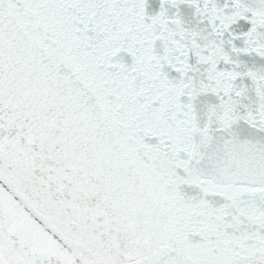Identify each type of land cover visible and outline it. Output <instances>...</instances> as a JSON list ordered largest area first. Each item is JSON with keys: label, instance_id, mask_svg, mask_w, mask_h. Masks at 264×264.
Listing matches in <instances>:
<instances>
[{"label": "snow or ice", "instance_id": "obj_1", "mask_svg": "<svg viewBox=\"0 0 264 264\" xmlns=\"http://www.w3.org/2000/svg\"><path fill=\"white\" fill-rule=\"evenodd\" d=\"M0 264H264V0H0Z\"/></svg>", "mask_w": 264, "mask_h": 264}]
</instances>
